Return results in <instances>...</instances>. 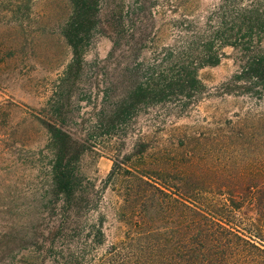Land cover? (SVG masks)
Segmentation results:
<instances>
[{
    "label": "rangeland",
    "instance_id": "rangeland-1",
    "mask_svg": "<svg viewBox=\"0 0 264 264\" xmlns=\"http://www.w3.org/2000/svg\"><path fill=\"white\" fill-rule=\"evenodd\" d=\"M131 1L142 2L144 17L152 12L150 40L140 54L146 61L162 46L212 29L210 19L223 0L109 3L126 15ZM233 1L264 7V0ZM70 10L69 0H0V264H49L43 250L51 223L45 122L57 123L84 145L77 165L91 194L84 214L103 220L105 245L126 229L118 214L135 187L125 169L172 185V191L197 192L202 205L220 211L232 194L241 205L235 215L264 226V88L239 77L242 50L215 45L218 63L197 70L200 93L141 107L126 123L107 129L96 121L121 87L114 76L123 54H112L110 38L95 32L84 48L79 80L59 95L72 57L61 33Z\"/></svg>",
    "mask_w": 264,
    "mask_h": 264
},
{
    "label": "trees",
    "instance_id": "trees-1",
    "mask_svg": "<svg viewBox=\"0 0 264 264\" xmlns=\"http://www.w3.org/2000/svg\"><path fill=\"white\" fill-rule=\"evenodd\" d=\"M69 3L70 14L61 33L72 57L60 79L64 88L59 95L68 94V88L79 80L83 51L95 32L110 38L112 54H123L114 76L121 87L111 95L107 113L96 121L107 129L126 123L141 107L173 97L191 99L200 93L203 84L197 70L218 63L221 52L214 50L215 45L240 48L244 62L239 77L253 78L264 88V7L259 3L223 0L210 19L216 23L212 29L162 46L146 61L140 54L150 40L153 19L150 11L149 18L143 16L141 1L129 2L126 15L109 0ZM56 124L45 122L51 152V223L45 229L43 250L49 264H264V226L251 217L245 221L235 215L241 208L235 196L230 195L231 203H223L226 212L220 211L215 205H202L203 197L197 192L172 191V185L128 169L135 188L126 193L118 214L126 229L121 239L105 245L103 220L90 221L84 214L91 201L77 167L84 145ZM112 177L113 171L108 179ZM180 184L181 188L189 185Z\"/></svg>",
    "mask_w": 264,
    "mask_h": 264
}]
</instances>
